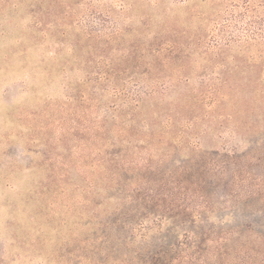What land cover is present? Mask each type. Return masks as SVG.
<instances>
[{"label":"rangeland","instance_id":"rangeland-1","mask_svg":"<svg viewBox=\"0 0 264 264\" xmlns=\"http://www.w3.org/2000/svg\"><path fill=\"white\" fill-rule=\"evenodd\" d=\"M200 1L105 0L118 22L87 26V0H0V264H264V24L212 32ZM88 58L170 83L118 118ZM204 73L225 102L193 99Z\"/></svg>","mask_w":264,"mask_h":264},{"label":"trees","instance_id":"trees-1","mask_svg":"<svg viewBox=\"0 0 264 264\" xmlns=\"http://www.w3.org/2000/svg\"><path fill=\"white\" fill-rule=\"evenodd\" d=\"M113 1L115 2V0ZM121 1L122 3L124 2V0ZM215 1L218 2L217 7L219 9L213 10L215 13L212 12L211 14V9L216 5ZM104 2L105 0H87V26L93 24L97 20L104 21L112 19L114 22H118L120 18L116 15L115 9L105 8ZM247 3H249V6ZM252 3L253 0H201L200 4L206 12H204V10L202 12L200 11L198 15L203 22L209 24L210 28H212V32L217 28H225L226 31V29L230 28L235 23L232 14L233 10L236 8H243L244 12L242 13L239 22L242 26L241 29L247 31V28L250 27L252 23L250 22L251 20L258 21L260 25L264 24V21L262 20L264 14H253L252 11L250 12ZM121 5V11L127 12V10H123L125 8V3ZM113 6L115 7V5ZM262 6H264V1L261 2V7ZM248 22L249 24H247ZM261 27V30L264 32V25ZM248 32L249 31L246 33ZM258 36L261 37L259 34ZM256 38V32L249 34V42H251V40L254 41ZM225 40L232 41L233 37ZM206 48L209 49L208 45ZM122 59L123 58H88L87 60V64L94 65L95 69L94 71L87 72V103L94 98V95H98L96 94L97 92L100 94L102 93L103 96H111L114 100V104L108 106V111L116 114L118 118L125 112L133 115L138 110L140 111L144 105V101L155 96V87L157 88V86H161L162 88H168V82L170 81L169 79L164 80L165 78H158L155 80L151 88L144 86L139 88L137 92L135 91L132 93V91L128 90L126 84H118L115 82L116 79L114 76L118 72L116 74H114V72ZM180 80L188 81L186 79ZM201 82L202 84L199 89L195 91L193 99L197 100V102L201 101V103H205L211 96L210 99L212 100V103L210 104V107L225 102L229 96L227 94L232 92V85L229 80L222 76H217V74L211 76L204 73L201 77ZM199 91L201 93H199ZM118 102H120V106L117 104ZM164 121H166V128H173V115L166 116Z\"/></svg>","mask_w":264,"mask_h":264}]
</instances>
